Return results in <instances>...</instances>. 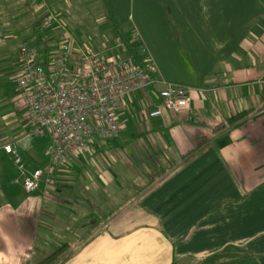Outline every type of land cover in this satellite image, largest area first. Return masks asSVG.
<instances>
[{"label":"crops","instance_id":"0c3cea01","mask_svg":"<svg viewBox=\"0 0 264 264\" xmlns=\"http://www.w3.org/2000/svg\"><path fill=\"white\" fill-rule=\"evenodd\" d=\"M85 1L0 0V74L17 71L21 43L35 42L37 13L66 27ZM109 3L156 83L124 100L115 140L60 167L46 136L19 140L24 169L51 174L32 194L0 153V264H37L59 248L52 264H189L228 246L264 264V0ZM56 35L53 25L48 40ZM166 85L190 91L187 109L163 108ZM242 112L243 122L216 129Z\"/></svg>","mask_w":264,"mask_h":264},{"label":"built area","instance_id":"2783aa9c","mask_svg":"<svg viewBox=\"0 0 264 264\" xmlns=\"http://www.w3.org/2000/svg\"><path fill=\"white\" fill-rule=\"evenodd\" d=\"M57 30L53 47L47 33ZM35 42L24 41L18 50L16 93L28 119L27 138L46 136V155L53 167L69 162L76 153L85 154L96 141L117 138V112L124 100L156 83L152 61L135 36L138 58L117 43L121 54L106 56L94 48L77 45L63 23L45 14L36 24ZM163 108L170 112L187 109L191 98L188 89L166 85L159 92ZM161 115L159 108L145 113L149 119ZM4 150L20 175L18 183L26 194L38 190L43 177L51 174L36 169L28 173L15 148Z\"/></svg>","mask_w":264,"mask_h":264},{"label":"rangeland","instance_id":"374dc122","mask_svg":"<svg viewBox=\"0 0 264 264\" xmlns=\"http://www.w3.org/2000/svg\"><path fill=\"white\" fill-rule=\"evenodd\" d=\"M74 6L78 8L77 3ZM79 7L80 10L72 11L68 19L62 18L66 28L68 27L67 29L79 38L81 44H76L94 48L106 56L121 54L117 47V38L105 19L101 1L88 0L84 4L79 3ZM40 15L37 13L36 20H40ZM54 43L49 38L48 46L53 47ZM16 83L15 66L7 68L3 74H0V153L4 156L8 155L4 148L8 146L18 149V141L27 133L28 119L16 93ZM33 141L45 142L46 138L38 136ZM17 171L15 185L21 187L17 182L20 175L18 168Z\"/></svg>","mask_w":264,"mask_h":264},{"label":"trees","instance_id":"16d2710c","mask_svg":"<svg viewBox=\"0 0 264 264\" xmlns=\"http://www.w3.org/2000/svg\"><path fill=\"white\" fill-rule=\"evenodd\" d=\"M102 4L105 8L106 12V20L110 24V27L114 31L117 37V41L119 43H122L126 46L127 53L133 54L138 58L139 61V54H138V45L133 44L131 42L132 36L127 35L124 33L120 26L115 22L111 5L109 3V0H102ZM35 34L38 36V33L36 31V25L34 27ZM247 116V113L242 112L239 114H236L229 118L225 124L222 126L216 128L217 130L221 129L225 126H235L245 120ZM63 248H59L46 256H44L37 264H52L54 261H56L62 254ZM189 264H258L256 261V257L250 253H248L246 250L240 247L236 246H228L224 248L222 251L213 254L211 256H208L206 258H202L197 261H193Z\"/></svg>","mask_w":264,"mask_h":264}]
</instances>
